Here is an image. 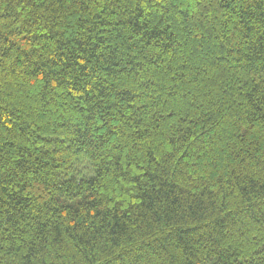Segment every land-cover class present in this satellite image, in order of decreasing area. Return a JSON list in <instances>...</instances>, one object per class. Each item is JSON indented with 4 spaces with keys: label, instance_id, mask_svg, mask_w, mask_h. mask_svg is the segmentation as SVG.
<instances>
[{
    "label": "trees",
    "instance_id": "1",
    "mask_svg": "<svg viewBox=\"0 0 264 264\" xmlns=\"http://www.w3.org/2000/svg\"><path fill=\"white\" fill-rule=\"evenodd\" d=\"M0 264H264V0H0Z\"/></svg>",
    "mask_w": 264,
    "mask_h": 264
}]
</instances>
